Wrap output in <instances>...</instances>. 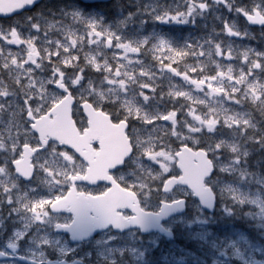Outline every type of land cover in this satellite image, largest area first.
I'll return each instance as SVG.
<instances>
[{
  "label": "rangeland",
  "instance_id": "obj_1",
  "mask_svg": "<svg viewBox=\"0 0 264 264\" xmlns=\"http://www.w3.org/2000/svg\"><path fill=\"white\" fill-rule=\"evenodd\" d=\"M161 1L158 3L157 0H140L139 4L135 5L138 15L131 20L128 18L131 15H125L121 19L108 22L99 10L69 6L59 8L57 12L43 10L39 13L37 11L38 14L32 13L29 16H23L22 20L18 22L19 26L17 23H13L8 29L0 27V30L5 33L15 28L24 41L31 38L38 53L37 63L42 65L41 69H37L31 62L24 64L25 69L32 68L33 71L31 74L23 73L20 76L21 83H17L15 73L9 72L8 69L3 67L4 58L7 57L10 67L15 68V66H11V58H16L18 63L27 60L28 44L26 42L19 45L8 44L6 39L0 38V85L17 93V96L0 97V100H7L12 105V110L6 105L5 109L0 111V143L6 146L0 149V167H4L7 172V176L0 175V252L7 254L5 247L14 245L19 250L20 256L39 263L52 261V264H252L255 261L264 262V170L261 174H251L246 166V161L252 160L253 155L262 152L264 156V144L248 140L244 135H237L235 128L232 129L226 126L221 128L220 123L216 126L218 131L213 133H208L207 129L204 128L201 133L190 134L187 126L184 125L186 119L191 122V117L186 115L189 107L195 108L196 114L204 115L210 113L211 107L220 108L222 104L223 107L230 109V114L236 111H240L241 114L246 113L245 119L249 121V124L245 125L241 122L236 127L241 129L242 132L246 130L247 135L256 136L259 139L260 128L264 129V120L261 121L264 119V100L260 99V96L264 95V88L253 90L248 87L249 82L242 79L239 81L238 87L245 89L247 99L243 97L245 93H235L234 95L239 97L240 100L239 103H236L225 100L223 94L205 96L203 92L196 90L193 85L183 79L184 75L189 77V81L191 79L210 78L219 71L226 72V65L228 64L234 67L233 76L235 79L239 75L241 67L246 71L247 65L245 62L242 59L229 61L220 58L208 61L206 56L198 59L191 56H176L175 59L169 60L162 53L154 55L148 51L150 45L144 46L137 53H128L127 58H125L124 50L115 46L117 43L115 39H113L112 46H108V48L105 47L107 40L103 35L99 38L102 42L99 46L93 44L91 43L93 37L87 35L90 30L86 26L72 21L71 18L65 21L66 26L63 32L54 27H49L62 17L76 14L83 19L101 24L109 31L117 32L119 30L118 34L123 35L122 42L124 43L132 40L156 38L157 40L164 39L170 45L183 47L186 43L200 40L203 37L212 38L213 35L210 32L209 34L204 33L207 28L202 25H207L202 21L206 15H210L214 10H220L221 12L224 10V17L217 19L218 30L216 33L219 35L215 36V40L217 42L234 41V48L239 47L241 54L245 48L250 47L253 49L252 58H256L254 56L256 50L264 52V30H256L255 33L248 31L243 26L245 25L244 16L237 15L234 10L229 11L227 7L219 5L205 13L204 16L197 17L193 23L169 24L157 21L150 14L152 7H155L161 14L167 10L172 15L177 8L186 10V4L183 3V0ZM208 3L211 4L212 0H208ZM250 4L251 0H235L234 7ZM27 17L43 18L48 23L44 24L42 22L41 29L37 32L36 29L29 26ZM223 22H230L238 30L246 31L247 36L242 38L228 37L223 32ZM198 25L200 27H197ZM81 36H83L82 40L80 39ZM45 37H47V41H52V43H48ZM8 38L11 37L8 36ZM72 40H76V44L70 47L68 53L63 51V47H57L55 43V41H60L62 45L71 44ZM251 41L253 42L251 43ZM44 48H48L49 51L45 52ZM70 56L76 58L65 64L63 62L64 58ZM92 60L100 66L99 70L90 63ZM216 60H219L220 68H217ZM105 64H107L110 71L105 70ZM56 67L65 72L66 79L71 74L80 75L83 77L81 82L85 86L91 80L96 91L106 92L108 87H115L108 85L107 81L103 80L105 76L113 79H124L126 89L121 94V99L113 104L105 102V105L102 106L103 109L113 106L109 109H113V112L121 121H124V116L127 115V109L123 107L125 99L132 100L136 107L142 108V111H158L164 114L179 109L176 117L178 121L176 130L182 131L185 136L190 135L191 139L183 140L172 136L173 128L170 121L154 120L152 124H145L133 115L126 122L128 125L126 133H131L134 128L135 137L145 142L139 150L134 147L133 153L139 151L141 161L145 167L153 172V175L162 172V170L159 169L158 163L150 161L147 155L143 154L146 142L150 141L154 145L153 151H172L175 153L182 145L207 150L210 144L215 145L223 140L224 146L217 150L218 155H214L211 151L207 152L214 166L213 175L206 181V184L213 190L217 198L213 215H204L197 202L192 198L191 193L185 189L175 188L166 194H161V188L159 191L156 190L155 185L158 186L161 179L177 175L174 163L169 173H164L159 179L150 180L146 173H141L144 180L153 185V189L149 195L138 197V202L145 211H156L162 201L170 202L178 198L187 200V213L170 220L166 224V228L176 234V242L174 243L169 241H165V243L157 235L142 237L137 231L115 234L108 230L94 236L85 243L72 245L64 235L54 233L56 225H68L71 221L70 217L50 214L47 220L37 222L28 213L20 209L18 202L7 203L6 198L8 196H11L14 200L26 197L31 202L52 199L65 192L72 176L83 172V167L64 151L59 154L54 153L55 163L49 165L50 170L47 175L51 177L52 186L42 183L39 176L28 183L13 179L17 177L14 175L12 163L20 159L25 142L28 143L29 147H39L37 137L29 129V124L26 123L27 105L23 103L24 93H31L32 91L28 87L29 79L36 81L35 88L39 89L42 79L53 78L52 70ZM170 68L179 72V77L172 74ZM80 69H83V71H80ZM116 71L128 72L136 82L129 81L123 75L116 77ZM249 79L252 80L253 78L249 77ZM253 82L259 85L264 83V78L256 76ZM208 83L216 86V81L205 80V92L208 91ZM229 83L231 82L224 80L225 85ZM141 84H147L148 87L141 88ZM53 86L45 84V87L49 90H52ZM78 87L76 86V88ZM70 91L75 94V88H71ZM176 91L189 92L191 96L203 99L205 103L200 104L193 100H186L184 97L170 95V93ZM141 93L148 95L150 98L155 97V100H150L148 104H145ZM253 98L256 102H253ZM217 101L220 103H217ZM181 104L185 106L182 109L180 108ZM75 108L73 119L75 122L80 123L82 117L79 112L75 111ZM13 110L15 114H13ZM223 119L224 117L221 115V123ZM253 123L258 125L257 129L250 126ZM13 138H15V148H13ZM130 143H135V139L131 136ZM232 143H236L241 152L246 153V155L241 156L242 163L236 166L234 171L227 173L221 171V169L224 167L233 168L234 166L236 154H233L231 148L228 147ZM253 145L255 149L251 150ZM45 156L46 150L37 152L31 160V164L34 165V175L39 171V164L43 163ZM37 157L40 159L38 160ZM49 159L51 158L49 157ZM158 159L162 160V158ZM136 171L138 169H136L135 164L127 165L124 169L117 171L114 178L123 185L127 184L129 190L139 191L138 187H132L133 184L138 183ZM42 175H46V173H42ZM12 183H16L17 187L12 188ZM62 183L68 186H60ZM4 187H8L10 191L4 192ZM105 189L104 187L97 189L77 187L78 191L92 195H99ZM235 195L239 199H233ZM47 206H49L48 201L41 204V208ZM233 208L244 211L241 214V219L235 218V224L232 223L228 226L225 223L219 224V222H216V217L229 216ZM124 215L128 216L126 212ZM240 221L249 229L254 230L255 234L236 228L237 223ZM155 249L160 251L162 255L158 256L157 254L160 252H154ZM0 264L19 263L7 261L0 262Z\"/></svg>",
  "mask_w": 264,
  "mask_h": 264
},
{
  "label": "snow or ice",
  "instance_id": "obj_2",
  "mask_svg": "<svg viewBox=\"0 0 264 264\" xmlns=\"http://www.w3.org/2000/svg\"><path fill=\"white\" fill-rule=\"evenodd\" d=\"M35 3V0H0V13L9 14L16 12L20 9L30 8L31 5ZM183 3L186 4V10H177L174 14L170 15L169 11H163L161 14L156 10L155 7H152V12L150 14L153 17L161 22V23H183L189 24L193 23L197 17H202L205 13L209 12L212 8L223 5L227 7L229 11H235L237 15L245 16L246 20L252 25H259L264 28V0H251L250 5H242L238 7H234L235 0H212V3L209 4L208 0H183ZM71 18L72 21L78 22L80 25L86 26L90 31L87 32V35L93 37L91 43L97 44L98 46L102 43L99 38L103 35L107 40L109 46H112L113 39L117 41L116 47L122 48L125 53V58H127L128 53H137L141 51L144 46H149L148 51L152 52L154 55L156 53L164 54L166 59L173 60L176 56L179 57H188L191 56L193 58L198 59L199 57H207L208 61H213L214 58L227 59L229 61L233 59H242L243 62L247 65V69L241 67L239 75L234 79L233 72L234 67L231 64L226 65L227 71H219L216 75H212L210 78L205 77L203 79H191L189 81V77L187 75L183 76L184 81L189 82L191 85L195 87L196 90L203 92L205 96H213L218 94H223V98L225 100L234 101L239 103V97L235 96V93H245L244 88L238 87L239 81L242 79L247 80L248 87L253 90L264 88V83L257 84L253 82L256 76H260L264 78V52H258L257 50L254 52V56L256 58H252L253 49L250 47L245 48L243 53L241 54L239 51V47L234 48V41H219L215 40V36L219 35L215 33L213 30V37H203L200 40L192 41L191 43H186L183 47H176L170 45L164 39L157 40L156 38L148 39L145 38L143 40H132L128 43L122 42L124 39L123 35L118 34L117 32L109 31L108 29L102 27L101 24L86 20L81 18L76 14H72L71 16L62 17L56 23L49 25V27H54L58 31L63 32L65 28V21ZM29 22V26L33 29H36L37 32L41 29V23L47 24L46 20L43 18L34 19L32 17H27ZM35 20V22H33ZM224 29L223 32L228 37H237L242 38L247 36L246 31L238 30L232 23L223 22ZM99 29V30H97ZM8 36L11 38L9 39ZM0 38L6 39L8 44H16L19 45L21 43H27V60L23 61V63H18L16 58H11L10 63L11 66H15V68H11L8 64V58H4L5 62L3 67L8 69L9 72H14L16 77V82L21 83L20 76L23 73L31 74L33 69L23 67L24 64L31 62V64L35 65L37 69H41V63H37V49L33 46L32 39L29 38L27 41H24L20 38L17 30L12 28L9 32L5 33L0 30ZM47 41V37H45ZM83 39V36L80 37ZM202 41V42H201ZM48 43H52V41H47ZM57 47H63V51L65 53L69 52L70 47L76 44V40H72L71 44H61L60 41H55ZM243 47V46H240ZM45 52H48V48H44ZM51 54V53H50ZM75 56H70L64 58V63L68 64L70 60H74ZM97 70L100 69L99 65L95 64V61H90ZM131 63V61H129ZM217 68L221 67L219 60H216ZM105 70L110 71L108 69L107 64H105ZM174 72L175 75H180L179 72H176L175 69H169ZM258 70V71H257ZM83 71V69H80ZM53 78H45L40 81L39 89L35 88L36 81L29 79L28 87L32 89L31 93H24L23 103L27 105V117L28 121L26 123L30 124L31 130L33 133H38V145L39 147L46 148V156L43 163L39 164V171L34 175L33 168L34 165L29 163V158L32 153L37 151L35 147H29L28 143L24 144V153L21 155L20 159L15 160L16 172L18 173L17 178H23L25 181H31L35 179L37 176L41 177V182L44 184L51 185V177L47 175L50 170L49 165L51 163H55L54 153L59 154L66 150H58V146H65L62 144H56L55 142L49 140L47 132L42 131L43 124H47L48 121H52L57 127H62L65 119L70 120L72 126L76 128L80 135H84L89 130L88 120L90 116L95 113H99L102 117L106 118L107 121V129L106 134L102 138H97L92 142V149L94 150V154L98 157H104L105 153H107L113 145L120 146L126 155H124L119 163V166H127L131 164H135L137 182L133 184L132 187L139 188V191L129 190V186L124 184L121 186V183L118 182L112 174H110V170L117 169L111 168L110 165L108 167L110 170L107 173H102V178L99 181H107L111 184V187L101 192L99 195L85 194L77 190V187L69 190V186L67 184H61L60 186L67 185L68 187L65 189V192L55 196L52 199H41L38 202H31L27 200L26 197L16 198L15 200L8 196L6 198V202L9 204L19 203L20 209L26 213H28L32 218H34L37 222H42L47 220L51 213L57 212L60 210H67L76 213L77 217H81L82 215H87L88 213H96L102 216L108 222L115 223L117 227L120 226L121 223H136L140 220V218L144 215L138 200L141 195H149L153 189V185L147 183L141 173H146L150 180L159 179L163 176L164 173H169L170 168L173 163L180 164L179 167L180 172L173 178L161 179L160 184L155 185L156 190L159 191L162 187L163 192L167 193L170 191L174 185L183 184L190 185L192 188L196 189L200 192H208V189L204 187L202 181L209 177L210 173L213 172V161L204 158L202 154L211 151L214 155H218L217 150L221 149L224 146V141L221 140L219 143L215 145H209L207 150L203 151H193L192 148L188 146H184L182 150L176 151L173 153L172 151H153L154 145L149 141L146 142V146L143 148V154L147 155L150 161L156 162L159 165V169L162 172H158L153 175V172L149 170L148 167H145L143 162L140 159L139 151L137 153H133V148L140 149L142 142L138 138L135 137V129H132L131 133H126L125 129L127 127V121L129 117L135 115L136 118L142 121L145 124H152L154 120H163L170 121L172 125L171 135L177 137L178 139H191L190 135H183L182 131L176 130V125L178 123L177 110H172L167 113L150 112V111H142L141 107H136L132 100L125 99L123 103V107L127 109V115L124 116L125 122H113L109 118V114L105 111L101 110L102 106L107 104H113L114 102H118L121 99V94L126 89V84L124 79H113L108 76L103 77V80L107 81V84L115 87H108L105 91H96L93 88V83L91 80L88 81L87 86H85L81 81L83 77L80 75L71 74L67 77L65 72L61 71L59 67L53 68ZM126 76L129 81L135 83L133 77L128 73H121L120 71L115 72L116 77ZM58 77V78H56ZM219 77V79H218ZM249 77L253 79L250 80ZM216 81V86H213L212 83H208L207 88L208 91L205 92L204 85L205 80ZM227 80L231 83L225 85L224 80ZM45 84L55 87L52 90H49L45 87ZM23 87V85H21ZM76 86H79L76 88ZM141 88L148 87L147 84H141ZM71 88H75V94L73 91H70ZM59 89L60 91H57ZM131 91V90H129ZM141 95H143L141 93ZM170 95H174L177 97H184L186 100H193L194 102H198L200 104H204L205 101L203 99H197L189 94L186 91H176L175 93H170ZM9 96H17L15 91H9L7 88L0 85V97H9ZM244 99H247L246 93L244 94ZM134 98V97H133ZM261 100H264V95L260 96ZM76 100V108L75 111L79 112L82 107L83 111L87 114L86 124L81 125V127H77L76 123L73 120V101ZM150 100H155V97H149L148 95H143V101L145 104H148ZM253 102L255 98H253ZM19 103V101H17ZM217 103H220L217 101ZM12 110V105L7 100H0V111H3L6 107ZM59 106V107H57ZM119 106V105H117ZM185 107L183 104L180 105L182 109ZM13 114L14 110H13ZM245 114H241L240 111H236L230 114V109L227 107H223L221 104L220 108L211 107V111L209 114H196V109L189 107L187 116L191 117V122L187 119L184 121V125L187 126L188 133H201L204 128L207 129L208 133H213L218 131L217 124H221V128H235V133L237 135H244L248 140H251L255 143L264 144V129L260 128L259 139L256 136L247 135V131H241L236 125L241 122L245 125L249 124V121L245 119ZM223 115L224 119L221 123L220 117ZM253 129H257L258 125L253 123L250 125ZM27 131V130H26ZM130 136L135 139V143H130ZM50 141L52 142L50 144ZM98 145V147H94ZM5 144L0 143V149L5 148ZM16 147L15 138H13V148ZM231 148V152L235 155L234 158V166L233 168L224 167L221 169L223 172L234 171L235 167L238 166L241 161V156H245L246 153L241 152L240 147L236 143H232L228 145ZM192 154L194 157H198L201 159L202 164L197 174L189 175L186 172L183 164L181 163L182 155L187 156ZM49 157L51 159H49ZM127 158V159H126ZM158 158H162L159 160ZM39 160L40 158L37 157ZM85 166L86 163H85ZM42 173H46V175H42ZM0 175L7 176L6 169L4 167H0ZM178 176V178H177ZM82 182H87V184L96 185V183H90L87 180H81ZM77 185V184H76ZM12 188H16V183L11 184ZM59 187V186H57ZM4 192H9L10 189L8 187H4ZM118 194V195H117ZM62 200L66 201V204L63 208L57 207L53 209L51 207V202L54 200ZM233 199H239L237 195L233 196ZM44 201L49 202V206L41 208V204ZM168 204L164 205V208H168ZM35 209V211H34ZM126 209H131V212L135 215L131 217H126L124 213ZM59 227V225H57Z\"/></svg>",
  "mask_w": 264,
  "mask_h": 264
},
{
  "label": "water",
  "instance_id": "obj_3",
  "mask_svg": "<svg viewBox=\"0 0 264 264\" xmlns=\"http://www.w3.org/2000/svg\"><path fill=\"white\" fill-rule=\"evenodd\" d=\"M39 1L40 0H35V3L31 5L30 8L20 9L17 10L16 12L9 14L0 13V19H7L23 11H28L32 9L33 6L36 5ZM80 1L82 3H100V2H108L110 0H80ZM245 21L248 25L252 27H258V28L261 27L259 25L250 24L246 20V18ZM57 90L60 91L59 89ZM83 114L87 118L86 112L83 111ZM41 124L43 125L42 131L47 132L49 140L56 142L58 144L65 145V147H69L73 152L77 153L85 163H87L88 168L86 169L85 176L84 177L77 176L76 178H73L71 180L72 184H74L75 182L87 183L81 181V180H87L90 183L104 182L111 186V184L107 181H99L102 178V173H107L110 170L108 165H110L111 168H115V167L120 168L121 167L119 166L120 160L127 153H125L120 146L113 145L110 148V150L107 153H105L104 157H98L91 151V148L89 146L90 143H92L95 139L102 138L105 136L107 129L106 118L102 117L99 113H95L92 116H90L88 120L89 130L84 135H78L75 127L72 126L70 120L67 119H65V122L62 127H57L52 121H48L47 124H43V122H41ZM35 134L38 137V133ZM82 149H85V152H81ZM182 149L183 147L180 148L179 151ZM23 153H24V149H23ZM202 155L205 159L207 158L206 154H202ZM29 162H30V158H29ZM181 163L186 169L187 174L195 175L200 169L202 161L200 158L194 157L190 153L187 156L182 155ZM175 166L180 172L179 167H181V165L175 164ZM13 168L14 170L16 169L15 163L13 164ZM15 174L18 175L16 170H15ZM209 177H206L205 179H208ZM204 180L202 181L203 185H204ZM177 185L181 187H185L188 190H190L193 193V197L197 200L202 210H204L207 213L213 212L215 198L208 187H205L208 189V192H200L192 188L190 185H183V184H177ZM177 185H174L173 188ZM65 204L66 201L58 200L52 203L51 207L53 209H56L57 207L63 208ZM165 204L169 205L167 209L164 208ZM127 210L131 212V209H127ZM65 212L71 214L72 222L68 226H61V225H59V227L56 226L55 233L66 234L69 238L70 243L72 244L82 243L88 240L89 238H91L96 233L104 231L108 228H112L114 232H119V233L125 232L127 230L136 229L139 230L142 235H146L149 233H156L158 235H163L168 239H172L171 232L165 230L161 224L168 221L172 217L183 214L185 212V201L179 200L172 203H161L157 212L155 213L143 212L144 215L140 218L138 222L121 223L119 227H117L115 223L108 222L102 216L96 213H88L87 215H82L79 218L77 217L76 213L66 210L53 212V214L65 213ZM132 214L135 215L134 213ZM17 259L25 264H36L26 259H21V258H17ZM45 264H51V263L47 262ZM253 264H263V263L255 262Z\"/></svg>",
  "mask_w": 264,
  "mask_h": 264
},
{
  "label": "trees",
  "instance_id": "obj_4",
  "mask_svg": "<svg viewBox=\"0 0 264 264\" xmlns=\"http://www.w3.org/2000/svg\"><path fill=\"white\" fill-rule=\"evenodd\" d=\"M64 0H44L39 6V10L38 11H57V8L63 4ZM159 3L162 2L161 0H157ZM168 1V0H167ZM167 1H164L165 3ZM69 2L74 3V0H69ZM140 0H112L110 3L105 4V5H101L99 6L100 10L102 11V14L104 15L106 20H112L117 13H122L124 15H132L135 11H136V7L135 5L139 4ZM50 4H52L53 6L51 7ZM54 4L56 6H54ZM41 5H46L45 8L41 7ZM39 13V12H38ZM224 10L223 12H221L220 10H214L210 15H206L205 19L202 21V23L206 24L207 26L202 25L203 27H206L207 30L204 32L205 34H212L213 35V30H215V33L218 30V23H217V19H221V17H224ZM214 17V18H211ZM20 17H14L12 20H7V21H1L0 20V27L3 29H8L9 26H11L14 22H16ZM243 25V24H242ZM244 26V25H243ZM197 27H200V25H198ZM245 27V26H244ZM212 28V29H211ZM247 29V27H246ZM253 33H255V30H251ZM253 41H251L252 43ZM264 119H262L261 121H263ZM255 147L254 145L252 146L251 150H254ZM261 153H258L257 155H253L251 158L252 160H248L247 161V166L249 168V170L251 172L253 171H259L261 168V164L264 163V158L261 156ZM263 158V159H262ZM255 162H259V166L257 164L254 163ZM242 212H244L242 209L241 211H238V209H231V212L229 214V216H224L223 218H217L216 217V222L220 223H225L226 225H230V224H235L236 220L235 218H239L241 219V214ZM238 226H236V228H239L242 231H248L250 234H255L254 230L249 229V227H246L245 224H243L241 221L237 223ZM247 228V229H246ZM258 233V232H257ZM175 234V233H174ZM161 241H166L165 239H161ZM174 241L176 242V234L174 235ZM166 243V242H165ZM154 252H160L157 249L153 250ZM158 256H161L162 253H158Z\"/></svg>",
  "mask_w": 264,
  "mask_h": 264
},
{
  "label": "flooded vegetation",
  "instance_id": "obj_5",
  "mask_svg": "<svg viewBox=\"0 0 264 264\" xmlns=\"http://www.w3.org/2000/svg\"><path fill=\"white\" fill-rule=\"evenodd\" d=\"M111 107H113V106H111ZM111 107H108L107 109L105 108V109H101V110H103V111H105L107 114H109V118H110V120H112L113 122H116V119H115V117H114V115L113 114H115L114 112H113V109H109V108H111ZM79 113H80V116L82 117V121L79 123V122H75L76 123V125H77V127L79 128V127H81V125H84V124H86V121H85V119H84V117H83V115H82V113H81V110L79 111ZM73 117H74V115H73ZM94 147H98V145H94ZM68 155H70L76 162H78L83 168H84V165L78 160V159H76L73 155H72V153L70 152V151H68V150H66L65 151ZM114 174H116V172L114 173ZM114 174H113V176H114ZM82 187H85V186H82ZM99 187H104V188H106L105 186H103V185H98V186H96V187H94V188H99ZM86 188V187H85ZM0 206H1V202H0ZM128 217V216H127ZM8 246V245H7ZM5 247V248H8V247ZM9 246H12V245H9ZM14 246V245H13ZM14 250H15V253L16 254H18V255H20L19 254V250L17 249V247L16 246H14Z\"/></svg>",
  "mask_w": 264,
  "mask_h": 264
},
{
  "label": "bare ground",
  "instance_id": "obj_6",
  "mask_svg": "<svg viewBox=\"0 0 264 264\" xmlns=\"http://www.w3.org/2000/svg\"><path fill=\"white\" fill-rule=\"evenodd\" d=\"M212 29V28H211ZM202 33V32H201ZM198 35V34H197Z\"/></svg>",
  "mask_w": 264,
  "mask_h": 264
}]
</instances>
